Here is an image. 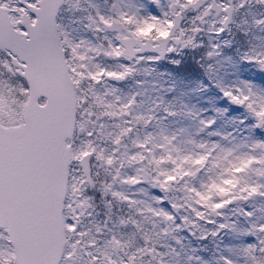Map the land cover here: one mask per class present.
<instances>
[{"label": "snow or ice", "instance_id": "obj_1", "mask_svg": "<svg viewBox=\"0 0 264 264\" xmlns=\"http://www.w3.org/2000/svg\"><path fill=\"white\" fill-rule=\"evenodd\" d=\"M253 5L264 10V0H166L157 17L130 3L121 8L120 0L107 14L92 0H0V264H180L173 233L206 240L236 231L230 206L249 222L243 234L255 243L213 264H264V223H251L254 211L243 207L264 199V141L229 134L221 137L228 146L189 141L198 151L180 155L175 134L148 131L161 105L139 114L137 94L122 100L108 86L145 63L202 47V34L221 38L236 29L248 37L247 20L237 17ZM252 27L264 32V14ZM100 57L127 63L109 71ZM243 60L264 72V48L250 46ZM221 91L264 128V92L248 84ZM162 111L160 120L180 115ZM198 123L203 132L215 121ZM202 170L215 178L197 188ZM143 186L161 195L136 199L147 197ZM177 190L187 194L183 203L169 195Z\"/></svg>", "mask_w": 264, "mask_h": 264}, {"label": "rangeland", "instance_id": "obj_2", "mask_svg": "<svg viewBox=\"0 0 264 264\" xmlns=\"http://www.w3.org/2000/svg\"><path fill=\"white\" fill-rule=\"evenodd\" d=\"M92 2L98 6L100 11H104L103 8L107 11L110 9L107 4L102 2L98 3V0H92ZM129 3L133 5L137 11H144L145 15L150 14L148 12L149 10H158V13L161 15L163 8L166 6V0H159V7L156 3H153V0H144L143 2H139L138 0H120V7L123 8ZM257 14V17L264 14V10L258 8ZM247 26H251L248 37L238 34V36H236L238 40L230 39V41L226 40V43L217 41V39L213 40L212 46L219 44L218 51L220 55L211 59L207 58L208 65L205 68L206 75L200 82L196 83L195 80L192 82L184 81L179 89H174L175 87L173 88L172 85L174 81L179 78L163 69L157 68L156 63H150L152 71L149 74V80L135 86L134 83L130 84V91H127L126 95L123 97L122 100L133 94H137V97H140L139 99L142 100V104H138L135 108V111L139 114L148 112L147 106L149 105L145 104L146 101L151 104L150 109H155L154 105L156 104L161 105L160 109H155L158 118L153 121L154 123L148 131H151L153 136L156 137H159L161 133L169 136L175 134L177 139L173 143L179 149L180 155L194 154L198 151V149L195 148V144L189 143V141H194L195 143H220L222 146H228L226 145V141L222 140L221 137L229 134L230 138H235L236 141L244 139H247L249 142L264 141V128H255L253 126V119L248 115L245 109L230 103L229 100L223 96L221 91L222 88L227 89L248 84L254 90L264 92V72H261L256 66L248 64L243 60V55L249 50L250 46L256 47L257 50L264 48V32L252 27V24H248ZM171 65H174V63L171 62ZM209 65L212 66L211 71H209ZM179 81L182 80L180 79ZM103 91L104 88H101V92ZM107 99H112V97H108ZM171 102L173 103L171 104ZM175 102H180L184 105L181 112L175 109ZM230 106L232 107L230 108ZM163 107H168L171 111H177L180 115L160 120L159 117L163 116ZM240 109L241 111H239ZM184 112H191L193 116H185L183 115ZM200 119L214 120L215 123L203 132H198V121ZM241 121H243V123H241ZM108 123L111 124L113 121H108ZM136 131L141 138L145 134L144 130L139 126ZM210 132H216L219 133V135L209 136L208 133ZM173 156H175V153H173ZM169 167L171 166L169 165ZM216 172L218 173L219 169H217ZM129 174H131L130 171ZM209 176L215 178L213 173L205 175L202 170L197 174L195 181L192 183L197 188H199L201 184L207 185L209 184ZM250 179L256 180V177L252 176ZM222 186L225 191L231 187L230 184H223ZM143 187L147 197L141 194L137 195L135 197L136 199L145 200L150 203L151 201L149 198L152 196L159 197L161 195L158 190L151 189L147 186ZM175 188L180 189V185H175ZM169 195L174 200H179L182 203L183 198L187 194L182 190H177ZM253 202L255 208H257L258 214L253 216L251 223H264V199H256ZM161 207L169 212L172 211L167 202L162 204ZM234 207L235 206H230V209L225 211L230 221L234 220L237 222L236 231L221 233V235L215 239L212 237L208 238L215 245V259L219 254L231 255L235 258L240 249L248 244H252V236L243 234L248 231L249 222L244 218L240 219V217L236 215V212L231 210ZM243 207L246 211H249L248 205H244ZM177 223H179V220H177ZM201 227L208 231L213 230V226L203 225L202 222ZM173 235H176L181 241L187 242L188 247L194 245L191 243V240L195 239L200 241L198 238L188 235L187 231H182L178 234L173 233ZM207 242L209 243L208 240ZM169 243L173 247H176L177 251L180 253V264H193L192 261H189L188 257H197V255H185L181 250L183 245H175L174 241H170V238ZM228 249L232 250L231 253H229ZM198 257L200 258V256ZM200 260L203 261L204 264H210L207 260L204 261V259L201 258ZM172 264H175V258H172Z\"/></svg>", "mask_w": 264, "mask_h": 264}, {"label": "flooded vegetation", "instance_id": "obj_3", "mask_svg": "<svg viewBox=\"0 0 264 264\" xmlns=\"http://www.w3.org/2000/svg\"><path fill=\"white\" fill-rule=\"evenodd\" d=\"M139 2H143L144 0H138ZM105 3L109 6V8L111 7V4L114 2V0H98V3ZM105 14H107L109 11H107L106 9L103 8ZM139 14L141 16H157L159 17L160 14L158 13V10H149L148 12L150 13L149 15L144 13V11H138ZM258 13V8L256 6H252L250 7L247 11H245L243 13V15L238 16L237 19L241 20H247V25L248 24H252V20L254 17H257ZM191 15L193 14H189V18L191 17ZM249 29L251 28V26H247ZM186 26V24L184 25ZM155 33V29L152 30H148L146 32L147 35H153ZM238 34H240L239 32L236 31V29H234L233 33L231 34H224L221 38H214V37H210L207 34H202L200 37L199 42L203 45L200 48L197 49H184L183 51H181L179 54H169L167 55L165 58L155 62L157 64V68L163 69L165 71H167L170 74H173L175 76H181L180 71L178 72H173L172 70V66H174L175 68H177L178 70H182V67L186 64H193L194 66L203 68L200 73H202L203 75H205L206 70L205 68L208 65L207 62V52L210 51L212 43L214 42V39H217V41H222L223 43H226V40L230 41V39L232 40H238V37L236 38V36H238ZM157 38H162L159 35L157 36ZM98 62L101 64L102 67H104L106 70L109 71H119L120 69L118 68V63H127V61H113V60H108L105 59L103 57L98 58ZM171 62L174 63V65H171ZM153 63V64H155ZM144 69H147L148 71L145 72ZM152 71L151 68V64L150 63H145L142 66L138 67L137 72L130 78L126 79L123 82H108V85L110 88H114L116 89V95L120 96L121 99H123V97L126 95L127 91H130L131 87L130 84L134 83V86L137 84H141L142 82H147L149 80V74ZM140 97H137V106L138 104H142V100L139 99ZM147 106V110H149L151 108V104L146 101L145 102ZM155 107V105H154ZM239 108V107H237ZM176 109V107H175ZM178 110V109H177ZM179 111V110H178ZM241 111V109L239 110ZM181 112V111H179ZM154 123V122H153ZM156 124V123H155ZM129 147H131V145H129ZM183 203V202H182ZM248 208L249 211H254V216H256L258 214L257 208H255V204L253 201L250 202V204H248ZM242 217H240L241 219ZM209 241V244H207V242L205 240H191V243L194 244L193 246L188 247L187 242L185 243L184 241H181V250L183 251V253L185 255H192V256H200L201 259H204V261H208L210 264L213 263V261L215 260L216 255L214 254L215 252V245L214 243L207 239ZM251 242L252 244L255 243V239L253 237H251ZM194 248V249H191Z\"/></svg>", "mask_w": 264, "mask_h": 264}, {"label": "trees", "instance_id": "obj_4", "mask_svg": "<svg viewBox=\"0 0 264 264\" xmlns=\"http://www.w3.org/2000/svg\"><path fill=\"white\" fill-rule=\"evenodd\" d=\"M240 37V36H239ZM244 38V37H243ZM203 68L194 66L193 64H186L182 67V70L180 71L181 74V82L177 85L178 87L182 85V83L185 82H192L194 80H203L205 77L202 73H200V71ZM179 89V88H178ZM165 98V97H164ZM168 100V99H166ZM169 101V100H168ZM172 103V102H171ZM183 104L180 102H175V107L176 109H178L179 111H181L183 109Z\"/></svg>", "mask_w": 264, "mask_h": 264}, {"label": "water", "instance_id": "obj_5", "mask_svg": "<svg viewBox=\"0 0 264 264\" xmlns=\"http://www.w3.org/2000/svg\"><path fill=\"white\" fill-rule=\"evenodd\" d=\"M159 39V38H158Z\"/></svg>", "mask_w": 264, "mask_h": 264}]
</instances>
